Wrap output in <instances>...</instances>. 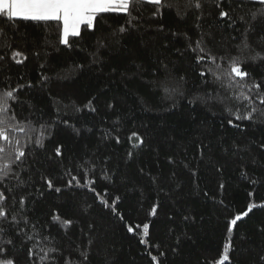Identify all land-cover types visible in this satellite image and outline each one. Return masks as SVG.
Masks as SVG:
<instances>
[{
  "label": "trees",
  "instance_id": "1",
  "mask_svg": "<svg viewBox=\"0 0 264 264\" xmlns=\"http://www.w3.org/2000/svg\"><path fill=\"white\" fill-rule=\"evenodd\" d=\"M200 3L197 9L188 0H165L159 15L148 3L131 17L103 13L69 45L61 43L60 22L0 14V90L19 87L9 115L26 128L10 130L25 151L13 165L24 183L4 181L11 189L5 206L27 216L25 232L33 237L9 217L0 224V260L155 264L149 253L163 252L160 264H219L228 221L249 203H264V114L235 121L225 106L244 112L248 102L233 96L239 89H229L226 77L217 80L236 57L250 74L247 83L264 79V2ZM221 9L230 19L219 16ZM14 51L23 57L13 59ZM73 176L79 183L69 186ZM42 177L52 180L51 189ZM144 223L147 246L126 227ZM231 238L224 264H264V207L238 221ZM45 254L49 259L41 260Z\"/></svg>",
  "mask_w": 264,
  "mask_h": 264
},
{
  "label": "snow or ice",
  "instance_id": "2",
  "mask_svg": "<svg viewBox=\"0 0 264 264\" xmlns=\"http://www.w3.org/2000/svg\"><path fill=\"white\" fill-rule=\"evenodd\" d=\"M190 6H194L199 9L202 7L200 0H188ZM264 2V0H262ZM141 3H148L156 6V10L153 12V15H159L160 8L165 7V0H0V14L5 16L8 20L15 19H25L32 21H57L62 25V38L61 43L64 45H69L70 37H79L81 35V26H87L88 28H94L96 25L97 17L103 13H125L129 17H131L132 10L135 9ZM217 7L220 8V0H217ZM219 16L221 18H229L230 14L228 11L220 10ZM241 19H243L241 17ZM131 19L128 20V23L131 24ZM120 32H124L125 28L121 27L119 29ZM3 32V28H0V33ZM197 45H200V41L196 42ZM247 47V44L244 45ZM196 51V49H193ZM199 51L201 53L204 52V48L200 47ZM13 59L17 57H23V53L20 51H14L12 53ZM26 58V57H25ZM204 55L197 56V61L205 60ZM3 59V57H0ZM207 59L211 60L213 63L216 62V57L208 55ZM254 59V58H253ZM18 63H21L22 60H17ZM231 67L228 72L222 73L217 76V80L223 81L226 77L227 87L229 89L235 87L238 88V92H233V96L237 100L247 101L249 107L246 108L244 112H241L239 109L233 110L230 107L225 106L226 111L230 114V116L234 117L235 121H251L253 120L254 113L261 112L264 114V109H260L256 106V102L259 101L261 105H264V90L261 89V85L264 84V79L260 81H256L252 79L251 83L246 82V78H250V74L245 70V65L242 61L239 60L238 57L231 59L230 61ZM211 72V69H208ZM213 75H216L213 73ZM201 76H205V73L202 72ZM46 79V78H45ZM207 81H205L206 83ZM221 86L224 87V83H221ZM19 91V87H9L5 90H0V140L4 141V144H0V224L9 221V217L11 222L13 223V227H19L21 222H24V227L19 228L20 233L27 236L28 240H32V236H28L25 232V228L29 227L28 218L25 215L20 213L11 212L6 206L5 203L7 201V197L5 196V191H11L10 188H7L4 185V181L8 180H16L19 184H23L24 181L20 179L19 173L15 172L13 169V165L19 161L23 162L22 158L25 157V151L23 146L21 145V141L18 139H13L10 135L11 131L18 132H26V128L20 125L15 121V116L9 115V104L10 101L16 100V93ZM167 92L168 89H165ZM251 93H255L253 96ZM91 104V101H89ZM87 106V105H86ZM94 111V109H93ZM229 124H233L235 127H239V124H234L233 119L228 120ZM133 137H136L140 143H143L142 138L138 137L137 133L132 134ZM37 144L42 145V140H36ZM5 145H10L8 148ZM264 146V145H262ZM57 155L61 154V148L57 147L55 149ZM131 155V153H129ZM246 175V173H245ZM45 179L47 187L51 189L53 187V182L51 179ZM76 181L79 183L77 177L73 176L69 181L68 185L71 186L72 183ZM89 184L94 183L93 181H89ZM255 183V181L253 182ZM223 187V186H221ZM57 192L60 191L59 188L55 189ZM95 192V189H92ZM105 194L107 190H104ZM97 198L101 200V203H104L105 206L112 208L113 204L108 203V201L104 200L101 197L100 193H96ZM120 198L115 197V201H118ZM24 197H21L19 203L21 208L24 204ZM264 207V203L255 204L249 203L247 205V210L235 214V216L228 221V239L223 246V255L219 261V264H224L225 261L229 260V251L232 247V238L231 233L233 229L236 227L237 222L241 221L244 217H247L249 213L252 212L254 208ZM118 216L123 219L121 213H116ZM156 214V206H153L149 215ZM53 220H60L59 215H54ZM65 224H71V220H65ZM32 228H35V225H31ZM127 230L130 233H140L141 240L140 242L145 244L146 246L149 244V241L145 239L149 235V224L144 223L142 225L137 224L133 226L132 224H126ZM5 228L0 226V233H4ZM8 244H12L11 240L7 241ZM155 247H159L156 245ZM3 248H0V252H4ZM41 252H44V249H40ZM57 249L49 248L47 252L54 253ZM29 254L32 255V249L29 250ZM84 260H87V252H82ZM152 261L155 264H160V257L164 255L163 252L157 255H151ZM41 260L49 259L48 255L40 257ZM54 260V257H51ZM0 264H15L13 259H4L0 260Z\"/></svg>",
  "mask_w": 264,
  "mask_h": 264
}]
</instances>
